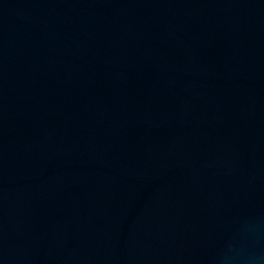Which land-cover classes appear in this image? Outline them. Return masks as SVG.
I'll use <instances>...</instances> for the list:
<instances>
[{"label":"water","instance_id":"water-1","mask_svg":"<svg viewBox=\"0 0 264 264\" xmlns=\"http://www.w3.org/2000/svg\"><path fill=\"white\" fill-rule=\"evenodd\" d=\"M264 253V0H0V264Z\"/></svg>","mask_w":264,"mask_h":264},{"label":"clouds","instance_id":"clouds-1","mask_svg":"<svg viewBox=\"0 0 264 264\" xmlns=\"http://www.w3.org/2000/svg\"><path fill=\"white\" fill-rule=\"evenodd\" d=\"M244 264H264V253H250L243 257Z\"/></svg>","mask_w":264,"mask_h":264}]
</instances>
